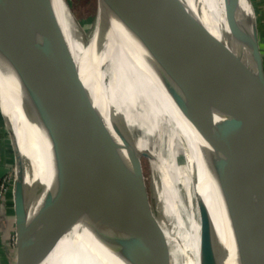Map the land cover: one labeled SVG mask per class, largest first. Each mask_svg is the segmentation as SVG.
I'll list each match as a JSON object with an SVG mask.
<instances>
[{"label": "water", "instance_id": "95a60500", "mask_svg": "<svg viewBox=\"0 0 264 264\" xmlns=\"http://www.w3.org/2000/svg\"><path fill=\"white\" fill-rule=\"evenodd\" d=\"M99 1L112 9L116 5L112 0ZM121 2L124 11L133 7L131 0ZM158 2L166 28L164 55L152 46L148 26L137 13L133 20L142 59L163 84L175 111L195 132L194 145L198 138L203 141L200 145L196 143L200 159L243 246L232 250L229 264H264V68L252 0H221L227 32L241 53L234 55L238 78L230 118L226 108L217 106L209 29L188 0ZM0 14L42 61L44 80L50 83L51 96L64 104L99 150L91 155L87 148L82 159L81 154L71 150L67 135L53 125L49 128V139L57 146L52 158L63 184V197L58 195L52 178L48 186L37 181L26 185L18 172L19 150L13 126L0 100V114L11 132V150L16 161L11 200L18 264H28V253L29 264H47L44 259L57 244L64 199H73L68 179L65 182L72 167L84 168L87 179L86 182L82 177L77 180L82 196L72 206L73 210H88L85 231L106 259L117 264H149L135 235L136 149H131L126 124L116 106L108 104L105 118L86 87L84 77L94 71L92 54L84 73L51 0H0ZM80 29L79 34L74 33L79 36H74V40L83 50L87 40ZM3 53H8L9 62L17 63L19 79L31 84L34 77L25 62L27 57L18 54L15 59L14 53L9 54L8 50ZM20 110L29 125L41 113L37 107L30 113L23 105ZM143 153L148 158L146 152ZM246 156L252 159V164ZM6 201L2 199L0 203L2 227L5 226ZM198 211L202 238L200 264H215L212 258L219 255V251L213 242V229L207 224L206 210L201 206ZM2 249L7 253L6 246Z\"/></svg>", "mask_w": 264, "mask_h": 264}, {"label": "bare ground", "instance_id": "6f19581e", "mask_svg": "<svg viewBox=\"0 0 264 264\" xmlns=\"http://www.w3.org/2000/svg\"><path fill=\"white\" fill-rule=\"evenodd\" d=\"M51 1L65 25L73 54L84 73L90 65V54L93 56L94 71L84 77V82L92 93L95 105L105 118L108 114L102 108L108 109L110 103L116 106L119 114V110L122 112L124 123L131 125L130 145L136 144L135 147L131 146V149L141 147L157 172L158 182L154 192L160 214L159 223L167 238L172 263L200 264L199 241H202V238L201 215L198 209L202 206L208 216L212 197L218 191L200 159L196 146V143L200 145L203 141L197 137L194 145L195 132L193 133L175 111L168 92L143 61L140 46L136 43V23L133 19L135 14L140 13L148 26L152 46L164 55L166 28L158 0H131L133 7L131 9L126 7V11L121 7L124 6L121 0H116L115 12L112 14L110 12L108 14L104 5L100 6L97 10L99 18L98 21L95 19L93 30L87 35L83 34L87 40L83 50L82 45L78 46L74 40V36L79 37L74 33L79 34L77 29L79 31L81 29L73 21L65 2ZM199 1L188 0L189 5L209 29L217 106L226 108L227 117L230 118L238 78L234 55L241 53L227 32L221 0ZM113 13L117 23H108L110 25L108 28H112L111 32L115 34V43L107 37L108 33L102 25L103 19L106 22L116 20L112 19ZM0 38L3 39V43H0V100L3 101V108L14 129L19 150L18 172L26 185L37 181L43 186H48L52 178L57 193L62 198L63 184L59 181L56 162L52 158L57 146L50 142L49 128L53 125L58 126L62 133L67 135L71 150L81 154L82 159L87 148L91 150V155L99 150L70 116L64 104L53 94L51 96L50 83L47 78V81L44 80L42 61L2 14ZM131 44L134 46V54L127 52ZM5 50H8L9 54L14 53L15 59L18 54L27 57L25 62L31 67L34 77L31 80L32 85L27 82L25 84L19 79L17 63L8 61V53H3ZM17 85L19 90L15 97L12 88ZM22 105L28 113L36 107L41 109L40 115L35 116L31 125L27 124L21 115ZM246 158L248 163L252 164V159L249 156ZM68 174L64 180L66 182L68 179L73 199L69 201L64 199L61 222L56 234L57 244L48 253L46 263L117 264L106 259L103 251L85 231L89 219L88 210L82 212L73 210L74 204L79 202L82 196L77 180L82 177L83 181H87L84 168L72 167ZM227 213L228 211L225 213L217 209L210 220L208 216L207 224L213 229V242L219 251V255L212 258L215 264H229L232 250L243 248ZM29 255L30 253L28 264Z\"/></svg>", "mask_w": 264, "mask_h": 264}, {"label": "rangeland", "instance_id": "374dc122", "mask_svg": "<svg viewBox=\"0 0 264 264\" xmlns=\"http://www.w3.org/2000/svg\"><path fill=\"white\" fill-rule=\"evenodd\" d=\"M65 2L68 11L71 13L72 17L78 22L79 26L82 28L83 33L86 35L93 30L95 19L98 21L99 14L98 9L100 6L104 5L105 10L112 14L115 12L113 9L106 6L104 3L101 4L99 0H63ZM116 0H112L114 3ZM252 3H254L252 1ZM97 14V17H96ZM112 19H116L115 13H113ZM257 13L255 12V17ZM105 32H107V37L111 38L115 43V34L112 33V28H108L110 23H117V19L114 22L102 20ZM109 23V24H108ZM257 28L259 31L258 22L256 20ZM110 27V25H109ZM77 29V28H76ZM77 32L80 31L77 29ZM261 42V41H260ZM0 43H3V39L0 38ZM261 50L264 51V46L260 44ZM127 52L134 54L133 44L127 49ZM99 69V68H98ZM100 71V69H99ZM13 93L16 97L18 94L19 87H13ZM102 110L108 114V109L103 107ZM118 110V109H117ZM4 114L9 120V116L5 109L3 108ZM121 118L123 120V114L119 110ZM1 116V114H0ZM2 118V116H1ZM2 121V122H1ZM11 122V120H10ZM10 124V123H9ZM130 124L126 125L128 131V136L130 138ZM7 122L0 119V179L3 176H10L12 178V184L5 196V201L10 195V191L13 186V181L16 172V161L12 157L10 138L11 132L9 127H7ZM11 127V126H10ZM14 130V129H13ZM133 144V143H132ZM133 147L136 144L131 145ZM135 170H134V181H135V214H134V225H135V235L139 244H142V252L145 255L147 262L149 264H173L172 257L170 255V250L168 248V242L166 236L163 234L160 226V214L158 210V202L155 196V186L158 182L157 172L152 167L149 158H147L140 148H136L135 151ZM153 193V194H152ZM1 203V201H0ZM152 206V207H151ZM9 211L4 214L5 226L2 227L0 222V264H18L19 256L16 252L15 244V231H14V214L13 207H9ZM209 210V209H208ZM209 220L211 215H209ZM1 221V218H0ZM145 226V227H144ZM145 229V230H144ZM165 240V241H164ZM2 246H6L7 253L3 251ZM161 248V249H159ZM49 255L45 257V262H47Z\"/></svg>", "mask_w": 264, "mask_h": 264}, {"label": "crops", "instance_id": "0c3cea01", "mask_svg": "<svg viewBox=\"0 0 264 264\" xmlns=\"http://www.w3.org/2000/svg\"><path fill=\"white\" fill-rule=\"evenodd\" d=\"M254 3L256 20L258 22L259 31H258V38L261 45L264 46V0H252ZM258 29V28H257ZM262 57H263V68H264V51L262 50ZM5 199V198H4ZM216 207V208H214ZM217 209H221L226 213V206L224 202L222 201L220 195L218 192L215 193V195L212 197L211 200V207L209 208V215L211 217L215 214ZM228 215V213H227ZM228 220V219H227ZM228 223L231 225L230 221L228 220Z\"/></svg>", "mask_w": 264, "mask_h": 264}, {"label": "built area", "instance_id": "2783aa9c", "mask_svg": "<svg viewBox=\"0 0 264 264\" xmlns=\"http://www.w3.org/2000/svg\"><path fill=\"white\" fill-rule=\"evenodd\" d=\"M11 184L12 178L10 176H3L0 179V201L5 198Z\"/></svg>", "mask_w": 264, "mask_h": 264}, {"label": "trees", "instance_id": "16d2710c", "mask_svg": "<svg viewBox=\"0 0 264 264\" xmlns=\"http://www.w3.org/2000/svg\"><path fill=\"white\" fill-rule=\"evenodd\" d=\"M0 119L2 120V118H1V116H0ZM2 122V121H1ZM11 147V146H10ZM11 152H12V150H11ZM13 155V154H12ZM13 157V156H12ZM8 197L9 198H7V201H6V207H7V211H9V207L11 206H13V202H12V200H11V197H12V193H11V191H10V195H8Z\"/></svg>", "mask_w": 264, "mask_h": 264}]
</instances>
